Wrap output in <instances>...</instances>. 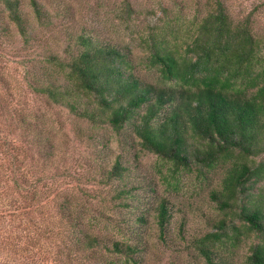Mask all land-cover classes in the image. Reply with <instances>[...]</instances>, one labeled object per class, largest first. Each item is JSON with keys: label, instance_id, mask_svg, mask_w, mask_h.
Returning <instances> with one entry per match:
<instances>
[{"label": "trees", "instance_id": "16d2710c", "mask_svg": "<svg viewBox=\"0 0 264 264\" xmlns=\"http://www.w3.org/2000/svg\"><path fill=\"white\" fill-rule=\"evenodd\" d=\"M119 1L127 13L137 3ZM184 1L172 0L171 24L141 38L158 72L151 82L134 70L128 43L74 25L73 0H0V48L8 56L22 53L19 82L0 71V264H37L50 252L42 242L64 241V230L66 246L53 254L58 264H65L62 253L81 255L85 264H139L144 246L133 224L146 216L132 215L137 204L128 202L139 185L122 180L129 165L116 155L95 170L96 182L110 186L114 207L133 216L122 220L128 224L121 237L87 231L86 200L58 189L59 178L84 177L58 166L61 150L73 145L57 139L33 100L64 109L73 141L85 139L91 152L94 132L109 130L118 142L131 139L168 163L170 180L180 170L218 169L219 188L209 195L220 216L194 247L207 264H228L215 262L214 251L252 235L241 264H264V34L254 29L252 10L231 16L224 0H204L183 16L191 3ZM58 43L63 56L53 50ZM99 144L98 152L108 149V139ZM152 209L162 238L169 203L160 197Z\"/></svg>", "mask_w": 264, "mask_h": 264}, {"label": "rangeland", "instance_id": "374dc122", "mask_svg": "<svg viewBox=\"0 0 264 264\" xmlns=\"http://www.w3.org/2000/svg\"><path fill=\"white\" fill-rule=\"evenodd\" d=\"M133 4L132 12H125L119 0H73V4L79 8L76 10L77 22L74 25H84L93 29L100 37H107L112 40L118 39L128 43L131 47L130 60L135 66L136 73L151 82H157L158 72L148 61V53L141 38H144L148 31H158L168 20L171 24V14L169 8L172 7V0H136ZM180 1V0H176ZM183 16L192 15L196 11V2L204 0H185L183 6ZM260 0H224L227 10L231 16H241L252 10L251 18L254 29L264 34V4L258 5ZM165 7V10L161 6ZM264 45V43H263ZM53 50L63 56L61 44L54 46ZM264 50V49H263ZM16 56L3 54L0 48V71L6 72L20 81L22 68L19 60L22 58L21 52L16 51ZM14 60V61H12ZM8 75V76H9ZM20 84H22L20 82ZM27 98H30L29 96ZM25 99V98H24ZM26 100V99H25ZM32 103L31 99H28ZM36 106L44 111L45 117L52 121L56 129L57 139L68 138V143L72 147L64 146L61 152L65 161L58 163L59 168H64L77 176L82 173L84 177L64 176L59 178V191H66L72 195L73 199L86 200L82 222L87 231L107 235V237H121L122 226L128 224L123 222L126 214L122 210L114 207L115 201H110V186L108 184H98L95 170L98 166L106 167L114 156L120 155L124 164L129 165V171L123 177V181L130 184H138L139 188L133 191V195L128 198V202L136 205L137 208L131 210L132 215L141 211L146 216L144 223L136 222L133 227L141 234L144 241L143 250L138 254L139 264H207L204 258L195 249L193 240L199 237L204 231L211 229V222L220 216V212L215 208L210 199L209 192L213 188H219L220 171H207L205 174L197 173L195 169L180 170L169 178V164L162 162L153 154L141 151L138 145L131 139L119 137V142L115 135L109 130L98 129L93 152L90 144L85 139L73 141L71 132L68 131L71 118L65 114L64 109L54 107L45 109L39 102L33 100ZM108 139V149L97 150L100 142ZM97 153L98 155H96ZM136 157L133 158V154ZM99 156V157H98ZM70 164L67 166V164ZM94 176V180H89ZM166 178L169 183L164 180ZM174 183V184H173ZM81 190H83V195ZM109 191L108 194H105ZM160 197L167 199L169 203L170 218L165 226L163 237H158L157 228L153 219L152 209ZM49 208V207H48ZM102 211L101 217H93V209ZM133 217V216H130ZM235 224L239 222L234 220ZM66 230L63 231V234ZM56 239L52 244L42 242L43 246H49L45 252L37 257V264H58L53 257L56 252L55 246H66V240ZM254 241L253 236H239L236 246H220L214 251L213 260H227L228 264H241L247 252L248 245ZM64 252V251H63ZM67 252V251H66ZM65 259V264H85L79 260L81 255L72 253ZM119 264V261L116 263Z\"/></svg>", "mask_w": 264, "mask_h": 264}]
</instances>
